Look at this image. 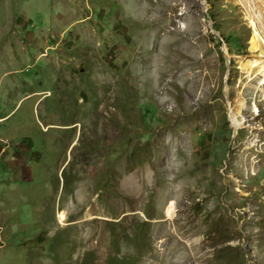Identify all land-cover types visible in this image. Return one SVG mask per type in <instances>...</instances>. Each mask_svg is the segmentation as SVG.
<instances>
[{"label":"rangeland","instance_id":"obj_1","mask_svg":"<svg viewBox=\"0 0 264 264\" xmlns=\"http://www.w3.org/2000/svg\"><path fill=\"white\" fill-rule=\"evenodd\" d=\"M173 4L159 43L205 84L178 82L183 102L156 53L127 79L140 42L124 0H0L1 115L30 149L0 185V264H264V104L252 117L241 70L264 61V33L242 0ZM240 104L252 134L235 133Z\"/></svg>","mask_w":264,"mask_h":264},{"label":"bare ground","instance_id":"obj_2","mask_svg":"<svg viewBox=\"0 0 264 264\" xmlns=\"http://www.w3.org/2000/svg\"><path fill=\"white\" fill-rule=\"evenodd\" d=\"M174 1L175 0H124L127 11L133 14V16L128 15L130 17L128 21L130 30L135 34V38H137L140 42V45L138 47L139 53H136L138 55L137 61L139 63L138 71L136 73V71H130L129 69L127 73V79L135 82L137 78L142 75V79L143 81H145L146 78L143 72H145V70L151 65H147V62L151 60L148 55H152V57H154V53H156L154 61L158 62L157 65L160 68V73L158 76V86H161V83L166 81L165 78L169 77L170 82H168L166 86L174 89L178 93L177 100L180 98V101L183 102L184 99L181 94L186 92V90L185 87L181 88L178 82L188 80L187 82L192 84L193 86L191 90L192 94H195L193 88L196 84H198V82L202 83L203 86L205 84L204 82H202V79L198 75L191 76L190 72H192V67L190 65H186L184 60L185 58L182 56L180 51H176L177 47H175L174 45H170V43L167 44L166 41L163 45H160L159 43L164 37L171 38L174 36V34L166 32L169 25H171L174 20ZM242 1H245L246 3L248 2L249 10H251V15L253 18V23H255L257 29L259 28V30L264 33V0ZM171 32H173V30H171ZM149 41H152L153 47L150 49V51H146L143 49V47L146 46ZM159 46H161V49L159 48ZM251 50L252 52H257L258 50H260V40L256 37H253L251 40ZM140 70L142 72H139ZM241 70H246V72H243V74H247L248 79L246 87L248 92L246 96H250V100L252 102L250 111H252L253 117V111L255 114L260 112L257 105V99H260V102L264 104V61L261 62L258 58H252V61L250 63L247 62L245 64H242ZM211 81L212 78L209 79V82ZM168 92H171V90H168L167 88L166 93L169 95ZM203 100L204 99L199 98L197 103L200 105ZM163 103H166V101L163 100ZM244 107L245 104H240L239 109L236 110V116L232 117V125L236 134H238L239 130L242 129L247 131L249 134H252L254 131H256V129L247 125L248 121H244L242 123L237 120V118L240 116L244 119ZM181 110L184 115L188 113L185 109V106ZM187 120L188 119H184L183 122ZM184 142L185 141L183 140V142L181 141L179 144L182 143L183 145ZM258 142L260 141L256 137H253L252 140H247V142L244 144L246 150L245 152H249L255 147L258 148ZM165 153L166 151L164 152V154ZM177 154L180 157L186 158L182 152V148H179L176 153V157L177 159H179ZM241 158L245 159V157L242 156ZM162 159L163 156H161V160ZM249 161L251 164L256 163L252 159H249ZM251 175L254 176L256 174L253 172ZM226 178L233 180V182L238 187L242 186L243 184V181L236 178L235 174L233 173L226 175ZM142 188H145V185L144 182L141 181L139 190H141ZM237 191L240 193V196L245 198L247 197V195L244 194L243 191ZM173 213L174 206L171 203L169 206H167L166 214L168 216H171ZM56 219L61 228L67 226V214L64 211H59L56 215Z\"/></svg>","mask_w":264,"mask_h":264},{"label":"crops","instance_id":"obj_3","mask_svg":"<svg viewBox=\"0 0 264 264\" xmlns=\"http://www.w3.org/2000/svg\"><path fill=\"white\" fill-rule=\"evenodd\" d=\"M2 109V106L0 107ZM9 121V116L1 115L0 110V176L1 181L0 185L4 180V176L8 171L12 172L11 177L14 175V170L18 165L24 164L23 155L27 154L30 149L26 146L17 145L14 139L12 129H8L5 126V123ZM24 148V152L21 149ZM5 153V156L3 154ZM29 161V159H28ZM27 162V161H26ZM1 164L4 165L6 170H1ZM17 164V165H16ZM10 181V180H9Z\"/></svg>","mask_w":264,"mask_h":264}]
</instances>
